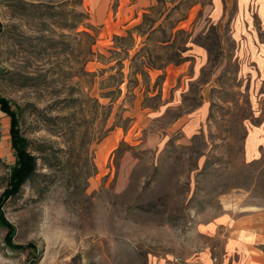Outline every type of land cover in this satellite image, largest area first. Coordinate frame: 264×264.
Segmentation results:
<instances>
[{"label": "rangeland", "instance_id": "obj_1", "mask_svg": "<svg viewBox=\"0 0 264 264\" xmlns=\"http://www.w3.org/2000/svg\"><path fill=\"white\" fill-rule=\"evenodd\" d=\"M119 1L0 0V98L37 157L12 198L0 107V264H236L225 221L264 251L262 0H158L127 22ZM137 51L156 69L135 85Z\"/></svg>", "mask_w": 264, "mask_h": 264}, {"label": "trees", "instance_id": "obj_2", "mask_svg": "<svg viewBox=\"0 0 264 264\" xmlns=\"http://www.w3.org/2000/svg\"><path fill=\"white\" fill-rule=\"evenodd\" d=\"M155 6L147 9L146 11H151ZM149 14L144 12L143 13V20L142 23L145 24L146 21H150L148 24V30L149 32H153L156 30V27H154V23L156 22V19L148 20ZM86 20L89 19V15L85 17ZM89 23V22H88ZM141 23V24H142ZM140 25V24H139ZM161 23L159 24V26ZM175 25L171 26V30H173ZM181 31L180 29L175 30V32ZM2 32L1 26H0V33ZM173 33V32H172ZM83 34L86 35V37L89 40L88 45V56L89 59L91 56L95 54V52L92 50V45L95 42V33H91L87 30L83 31ZM128 36L132 38V35L130 31L127 32ZM115 39H119V36H114ZM129 47L125 49V52H128ZM180 50V49H179ZM183 51V50H182ZM177 57V58H175ZM139 60V65L135 69L132 68V63L134 61ZM187 60L186 56H181V54L178 52H175L170 55L169 59L167 60L168 63H175L179 64L183 61ZM131 64H130V70L128 73V77L130 79H133L135 85L139 83L140 78L145 79L148 77V71L150 69H156V67L152 64H150V61H147V58L145 55L139 53V51L135 52V54L130 58ZM159 68V67H158ZM2 70L0 69V73ZM85 75L90 77V81L92 82L95 77V72L85 71L83 72ZM118 74L120 75V78L117 82V91L120 92V84L123 82V72L118 71ZM112 76H110L111 78ZM127 89L129 88L128 84L126 85ZM114 90H109L108 92H105L104 96L109 97L110 94H112ZM113 102V99L110 98V103ZM0 107L3 111H5L9 118H10V134H11V145L15 153V162L13 166L11 167L10 171V177H9V190L7 193L9 196L17 197L20 192L22 186L27 182L30 181L37 169V157L35 154H33L29 149V140L21 131V128L19 127L20 124V117H21V109L13 110L8 108L7 106V100L0 98ZM116 125V124H115Z\"/></svg>", "mask_w": 264, "mask_h": 264}, {"label": "crops", "instance_id": "obj_3", "mask_svg": "<svg viewBox=\"0 0 264 264\" xmlns=\"http://www.w3.org/2000/svg\"><path fill=\"white\" fill-rule=\"evenodd\" d=\"M158 2V0H133L132 2L130 1L128 4H124V0H120L116 13L121 14V20L127 22L126 20H128L131 15H138L141 11H146L147 9L155 6V4H157ZM261 2L264 4V0H262ZM197 3H199V0H194L192 4ZM94 15V19L96 20V18H98V14H96L95 11ZM137 19L138 16H134L132 17L131 21ZM260 128L263 129L264 124ZM260 128H256V131H258V129ZM252 141L253 140L248 142L247 149V151H249L250 153V157L255 156V150L252 147ZM225 222L228 226L230 225L228 228V235L226 236L225 241L226 251L231 253H238L239 259L236 264H264V251L261 247V244L263 242L258 239L259 233L254 231L253 229L245 227L241 221L232 223L229 221Z\"/></svg>", "mask_w": 264, "mask_h": 264}]
</instances>
